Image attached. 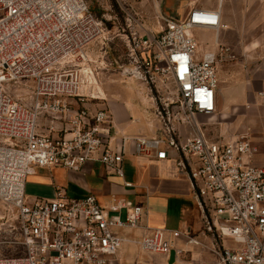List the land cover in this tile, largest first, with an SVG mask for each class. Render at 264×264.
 Wrapping results in <instances>:
<instances>
[{
    "label": "built area",
    "instance_id": "built-area-1",
    "mask_svg": "<svg viewBox=\"0 0 264 264\" xmlns=\"http://www.w3.org/2000/svg\"><path fill=\"white\" fill-rule=\"evenodd\" d=\"M156 18V34L140 36L138 15L127 13L108 36L85 0H0V227L10 218L23 249L0 256V264H108L125 243L176 258L186 253L174 246L179 238L201 246L187 232L148 228L144 208L123 200L102 207L93 195L75 199L62 192L26 199V180L37 167L79 171L99 162L123 178L127 144L136 156L157 161L168 160L169 151L178 155L175 167L190 180L205 232L235 245L212 249L216 264H264V165L254 164L257 148L248 135L209 140L198 122L216 110L215 65L227 50L197 57L192 31L217 29L219 11L192 8L181 20ZM115 42L124 51L106 59ZM92 45L100 63L91 56ZM111 69L146 88L160 123L157 137L121 136L114 148L110 113L84 107L89 99L103 100L81 94V87L95 85L97 72ZM29 86L25 105L11 88ZM43 119L61 126H49L46 134ZM180 127L190 131L183 140ZM138 230L147 233L138 239L114 234Z\"/></svg>",
    "mask_w": 264,
    "mask_h": 264
},
{
    "label": "crops",
    "instance_id": "crops-1",
    "mask_svg": "<svg viewBox=\"0 0 264 264\" xmlns=\"http://www.w3.org/2000/svg\"><path fill=\"white\" fill-rule=\"evenodd\" d=\"M133 2L132 6L142 13V17L137 14L140 26H136L135 31L143 37L159 32L157 14L176 19L184 13L187 14L192 8L219 11L220 26L217 29H196L194 31L197 37L192 31L198 44L196 55L200 58L206 53L218 54L222 49L227 50V53L223 54L225 57L215 65L218 86L215 92L214 114L217 113L219 118L232 116L234 113L237 116L240 114L239 117L245 120V124L239 125L238 129L261 135L253 139L256 141L258 153L254 164L264 165V0H204L202 3L190 1L187 9H184L180 1ZM164 10L168 13H163ZM113 45L119 46L116 52L118 54L110 51V59L124 51L120 42L110 45L109 50ZM97 50L95 54L94 50L91 53L94 60L99 57ZM100 62L99 59L98 63ZM242 67L249 72L246 74L247 85L253 88V91L239 93L240 96L237 97L232 88L241 75L239 70ZM87 86L94 90L87 91V87L82 89V86L81 94L92 95L103 101L89 99L84 107L91 113L104 109L111 115L113 126L110 135L114 137L112 147H116L121 136H158L160 123L154 116V104L144 86L137 82L123 84L113 97L106 96L96 78L95 85ZM258 91L261 92L260 96L257 95ZM67 102L72 104L74 109L81 107L73 100ZM234 102L237 105L234 106ZM198 122L201 123L199 117ZM41 126L44 133L48 134L49 126L59 128L61 124L43 119ZM179 131L180 140L190 134L187 127H180ZM204 135L209 140H220L219 135L208 137L205 132ZM168 155L169 158L165 161L136 156L132 145L127 144L122 162L123 178L112 174L99 162H88L79 171L37 167L26 180V199L30 202L35 199H53L58 192H62L68 198L75 199L93 195L102 207L109 206L114 200H123L144 208V223L148 228L187 232L201 243V246H196L187 245L183 238L174 240L176 248L186 251L184 255L176 258L171 254H144L135 244L125 243L134 247L123 248L108 264H216L217 257L212 249L217 247L218 242V247H228L222 245V239L215 240L211 234L205 232L202 210L193 196L190 180L175 167L174 160L178 155L174 151H169ZM125 182L132 184V187H125ZM118 233L124 237L138 239L147 232L138 230Z\"/></svg>",
    "mask_w": 264,
    "mask_h": 264
},
{
    "label": "rangeland",
    "instance_id": "rangeland-1",
    "mask_svg": "<svg viewBox=\"0 0 264 264\" xmlns=\"http://www.w3.org/2000/svg\"><path fill=\"white\" fill-rule=\"evenodd\" d=\"M85 1L88 4L90 10L99 19L103 21L105 32L108 36L109 34L111 35L112 33H114L118 26H122V23L124 22L127 13H131V14L136 13L139 15V17H142V13L136 7L132 6L134 4L133 1L139 2L141 0H85ZM170 1L175 2V3L180 1V4H183L184 9H187L190 1H196L197 3L204 2V0H170ZM163 13L167 14L168 12L167 10H164ZM185 15L186 14L184 13L180 17H176V19L177 20L183 19ZM195 33L196 31H194V36L197 37V34ZM109 46L105 50L106 59H108V55L110 51L111 53L118 54L116 53L117 50L119 49L118 45L111 46L110 50H109ZM90 48L94 50V54H95L97 47L95 45H92ZM109 56H110L109 57L110 59L111 55ZM96 59H100V58H96ZM239 72L241 73V75L239 76L235 84V87L232 88L236 91L235 93L237 97L240 96L239 93L241 94L245 92L249 93L253 89L247 85L248 82H247L246 74H248L249 72L247 73L246 68L242 67L239 70ZM95 78L97 79V83L100 86V88L103 90V92L108 97L109 95L111 97L116 96V92L119 90L120 86L122 87L123 84H129V82L136 83V81L132 79H126V78L121 77L118 74V72L112 69L110 71H107V70L98 71V74H96ZM85 87H87V91L94 90V89H91V87L87 85L82 87V89H85ZM11 89H12L13 95L17 97L20 101H22L23 104L28 105L30 103L31 92H32L31 86H29L28 88L21 87V89L19 87L18 88L13 87ZM257 95L260 96L261 92L258 91ZM224 99H225V96H224ZM232 104L234 106L237 105L236 102ZM239 115L237 116V114L234 113V115L232 116H228L225 118H219L217 116V113H215L212 116H207V117L200 116L199 121L203 123V130L208 137H214L215 135H219L218 138L222 140L234 141V140L240 139L244 135H248L251 141L255 145L256 141L253 139L258 138L261 135L257 133L253 134L249 130H242V131L239 130L238 129L239 125L245 124V120L243 121V119L239 117ZM216 116L218 118H216ZM3 223L4 225L0 227V256H15V255L22 254L23 252L22 247L18 246V244L16 243V241H18V233L16 231V225L14 224L12 220H10V218H8ZM114 234L120 235L118 231H114ZM221 242L224 247L233 248L235 246L231 240H228L225 238L222 239ZM125 247H134V245L122 244L118 252ZM144 254H150V253H144Z\"/></svg>",
    "mask_w": 264,
    "mask_h": 264
},
{
    "label": "water",
    "instance_id": "water-1",
    "mask_svg": "<svg viewBox=\"0 0 264 264\" xmlns=\"http://www.w3.org/2000/svg\"><path fill=\"white\" fill-rule=\"evenodd\" d=\"M171 255H173V253H171Z\"/></svg>",
    "mask_w": 264,
    "mask_h": 264
}]
</instances>
